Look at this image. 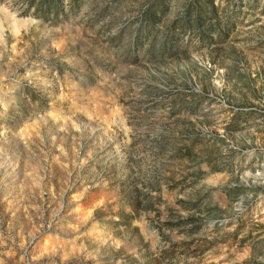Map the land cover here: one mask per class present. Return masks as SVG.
Returning a JSON list of instances; mask_svg holds the SVG:
<instances>
[{"label":"rangeland","instance_id":"obj_1","mask_svg":"<svg viewBox=\"0 0 264 264\" xmlns=\"http://www.w3.org/2000/svg\"><path fill=\"white\" fill-rule=\"evenodd\" d=\"M0 6V264H264V0Z\"/></svg>","mask_w":264,"mask_h":264},{"label":"clouds","instance_id":"obj_2","mask_svg":"<svg viewBox=\"0 0 264 264\" xmlns=\"http://www.w3.org/2000/svg\"><path fill=\"white\" fill-rule=\"evenodd\" d=\"M6 9L3 8V6H0V11H4Z\"/></svg>","mask_w":264,"mask_h":264}]
</instances>
